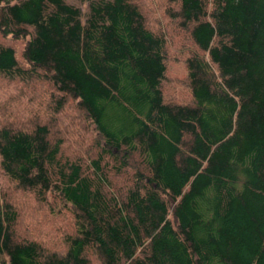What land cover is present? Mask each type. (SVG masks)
<instances>
[{"label":"trees","instance_id":"16d2710c","mask_svg":"<svg viewBox=\"0 0 264 264\" xmlns=\"http://www.w3.org/2000/svg\"><path fill=\"white\" fill-rule=\"evenodd\" d=\"M165 2L187 101L144 0H0V38L24 43L0 41V173L70 221L58 246L20 237L0 189V264H264V0Z\"/></svg>","mask_w":264,"mask_h":264},{"label":"rangeland","instance_id":"374dc122","mask_svg":"<svg viewBox=\"0 0 264 264\" xmlns=\"http://www.w3.org/2000/svg\"><path fill=\"white\" fill-rule=\"evenodd\" d=\"M145 8H146V20L149 25L158 31H161L164 35H166L168 49L170 51V59L167 62V73L166 80L164 81V91L167 97L173 98L174 100L179 101H187L190 98L189 90L185 83V65L183 63V57L181 56V51L186 50L190 45L187 40V35L185 32L177 27L175 22L171 21L165 13V0H144ZM1 42L11 43L13 47L16 49L17 55L20 58V51L24 45L22 41H12L10 39L0 38ZM174 49V50H173ZM180 49V52H179ZM174 53H173V52ZM1 84V80H0ZM4 84V83H3ZM8 84V83H7ZM11 84V83H10ZM17 84V83H16ZM12 84L8 89L9 95L13 94L23 88L22 91L29 92V89L33 86ZM39 93L27 95L25 96V100L27 102V111L26 117L35 114H40L43 117L44 114V106L46 104V100L49 99V90L47 87H38ZM41 96V98H39ZM0 97L4 100L8 98V96L4 95L0 92ZM36 97V100H34ZM0 98V100H1ZM33 101V103L31 102ZM44 101V102H43ZM1 102V101H0ZM64 115H62L59 120H57V128L61 130L63 134H70L72 132L71 123H74L68 120V117L78 118L81 120L77 110L74 107V103L70 101V103L66 106ZM66 117L65 120L63 118ZM87 129V124H86ZM89 129L86 130V136H89ZM75 138V139H74ZM76 144V137L72 138V143ZM72 147V145H70ZM80 157H84L85 155L89 156V148H82L80 150H76L77 146L74 145L72 147ZM0 189L1 192L5 195V198L12 203V205L19 212V219L17 224V233L20 237L27 236L30 238L34 235V231H38L41 235L44 236L42 238L48 242L49 245L58 246L60 244V235L64 230H66L70 226L69 214L65 209L59 207L58 211H48V209L44 205L38 204L31 194L21 191L16 188L13 183L8 181L6 178L2 176L0 173ZM53 227H56L54 230ZM52 229V230H51ZM59 229L61 232H58ZM94 264H100L97 260H94Z\"/></svg>","mask_w":264,"mask_h":264}]
</instances>
